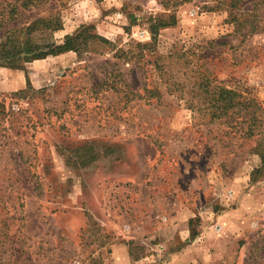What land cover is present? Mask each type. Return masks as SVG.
<instances>
[{
	"label": "rangeland",
	"instance_id": "obj_1",
	"mask_svg": "<svg viewBox=\"0 0 264 264\" xmlns=\"http://www.w3.org/2000/svg\"><path fill=\"white\" fill-rule=\"evenodd\" d=\"M221 1L0 0V51L88 40L0 60V264H118L122 243L133 264H264L256 139L201 86L264 110V8L248 33L249 3Z\"/></svg>",
	"mask_w": 264,
	"mask_h": 264
},
{
	"label": "trees",
	"instance_id": "obj_2",
	"mask_svg": "<svg viewBox=\"0 0 264 264\" xmlns=\"http://www.w3.org/2000/svg\"><path fill=\"white\" fill-rule=\"evenodd\" d=\"M189 0H157V2L166 10L175 8L176 6L187 2ZM229 10L240 8L245 2L249 3V11L253 20L249 22L247 32L251 33L257 30V20L260 19L262 14L253 13L260 8H264V0H222ZM264 14V12H263ZM254 19H256L254 21ZM237 18L232 16V21H236ZM176 22L175 14H169L168 18L164 20L162 17H155L149 26L151 36L157 33L160 28H165L174 25ZM45 26L50 28L49 22H46ZM29 27V26H28ZM56 26L54 29H57ZM82 30L68 35L59 44L49 43L44 48L36 49L37 44H33L26 40L24 48L10 49L0 51V60L3 59L2 63H7V66L17 68L19 64H16L18 60L29 61L33 59L44 58L47 55H55L66 51H79L80 46L83 45L84 37H82ZM96 37V36H95ZM100 40L103 38L100 37ZM105 41V40H103ZM88 40H84V43ZM5 45V44H3ZM86 45V44H84ZM5 47V46H3ZM21 53L23 56H21ZM201 86L205 88L207 94L206 107H208V113H210L211 122L217 121L218 125H224L235 130L236 133L243 138H254L256 143L253 154L258 157V164L251 170V179L255 180L259 175L264 173V134L262 133L264 128V110L261 107L258 100L251 95H242L230 88L221 86L219 84H212L210 80L202 81ZM183 88V87H182ZM182 88L180 90H182ZM228 133V131H226Z\"/></svg>",
	"mask_w": 264,
	"mask_h": 264
},
{
	"label": "crops",
	"instance_id": "obj_3",
	"mask_svg": "<svg viewBox=\"0 0 264 264\" xmlns=\"http://www.w3.org/2000/svg\"><path fill=\"white\" fill-rule=\"evenodd\" d=\"M174 219H176V218H174ZM116 249H119L121 252H122V250L125 252V254H123V256L121 257V259L115 261L116 263H118V264H133V262L131 261L129 255L127 253V247H126V245L124 243L119 244L116 247Z\"/></svg>",
	"mask_w": 264,
	"mask_h": 264
}]
</instances>
